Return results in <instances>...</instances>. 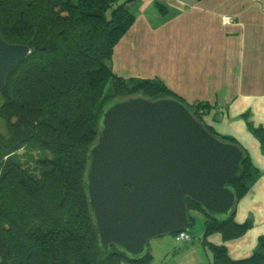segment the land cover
Segmentation results:
<instances>
[{
    "label": "trees",
    "instance_id": "1",
    "mask_svg": "<svg viewBox=\"0 0 264 264\" xmlns=\"http://www.w3.org/2000/svg\"><path fill=\"white\" fill-rule=\"evenodd\" d=\"M135 20L114 0H0L3 38L31 50L8 75L0 95V116L9 133L0 134V264L152 262L149 252L132 260L114 247L105 258L92 224L84 189L87 156L112 101L138 95L175 98L212 133L238 144L206 123L205 116L214 111L210 104H189L158 78H124L114 72L116 47ZM255 134L264 146V131ZM243 150V173L231 182L238 201L260 176ZM34 152L49 156L34 159ZM23 157L31 158L34 167ZM188 205L193 227V211L206 213L198 203ZM235 215L236 210L227 221L206 215L204 242L214 264H264V238L254 255L242 261L232 260L225 246L207 243L215 233L225 241L243 237L251 225L237 223Z\"/></svg>",
    "mask_w": 264,
    "mask_h": 264
},
{
    "label": "crops",
    "instance_id": "2",
    "mask_svg": "<svg viewBox=\"0 0 264 264\" xmlns=\"http://www.w3.org/2000/svg\"><path fill=\"white\" fill-rule=\"evenodd\" d=\"M114 1L136 19L116 47L114 72L158 78L185 102L210 104L214 111L206 123L235 139L260 172L236 207L235 220L250 223V229L230 241L220 233L207 239L225 246L234 261L251 258L264 238V146L255 134L264 131V0ZM225 16L234 20L226 24ZM192 216L195 224L201 222L198 230L190 229L192 240H151L150 264H214L204 242L207 216L200 211Z\"/></svg>",
    "mask_w": 264,
    "mask_h": 264
},
{
    "label": "water",
    "instance_id": "3",
    "mask_svg": "<svg viewBox=\"0 0 264 264\" xmlns=\"http://www.w3.org/2000/svg\"><path fill=\"white\" fill-rule=\"evenodd\" d=\"M31 54L0 32V95ZM240 145L212 133L180 100L117 99L102 114L87 156L84 189L100 250L141 260L155 238L191 226L188 201L227 221L238 204L231 182L243 173Z\"/></svg>",
    "mask_w": 264,
    "mask_h": 264
},
{
    "label": "rangeland",
    "instance_id": "4",
    "mask_svg": "<svg viewBox=\"0 0 264 264\" xmlns=\"http://www.w3.org/2000/svg\"><path fill=\"white\" fill-rule=\"evenodd\" d=\"M0 103H3L1 98H0ZM14 121H16V119H14ZM0 134H4V135H8L9 134L8 133L7 122L5 121V119L2 116H0ZM25 153H26V149H23V150L20 151V154H22V155L25 154ZM47 156H49V155L45 154V153H41V152H34L33 153L34 159L45 158ZM22 159H23V161L27 162L29 166L34 167L35 163H33V160L31 158L23 157ZM193 227L195 228L194 230H198L201 227V222L198 221L196 224H194ZM193 227H190V229L193 228ZM165 238H171V239H173L175 241V235L174 234L173 235H166ZM175 243H176V241H175ZM176 244H179V243H176Z\"/></svg>",
    "mask_w": 264,
    "mask_h": 264
},
{
    "label": "built area",
    "instance_id": "5",
    "mask_svg": "<svg viewBox=\"0 0 264 264\" xmlns=\"http://www.w3.org/2000/svg\"><path fill=\"white\" fill-rule=\"evenodd\" d=\"M234 20L232 16H225L224 22L226 24L231 23ZM193 236L189 231H180L177 235H175V240L177 243L182 244L184 242H190L192 240Z\"/></svg>",
    "mask_w": 264,
    "mask_h": 264
}]
</instances>
